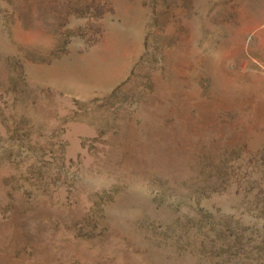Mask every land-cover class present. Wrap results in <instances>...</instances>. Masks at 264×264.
<instances>
[{"label": "rangeland", "instance_id": "rangeland-1", "mask_svg": "<svg viewBox=\"0 0 264 264\" xmlns=\"http://www.w3.org/2000/svg\"><path fill=\"white\" fill-rule=\"evenodd\" d=\"M0 264H264V0H0Z\"/></svg>", "mask_w": 264, "mask_h": 264}]
</instances>
